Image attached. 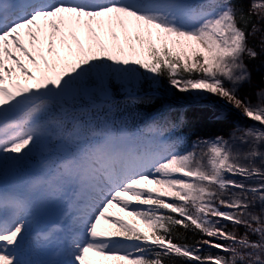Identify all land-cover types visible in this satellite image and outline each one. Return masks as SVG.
Listing matches in <instances>:
<instances>
[{"label": "snow or ice", "instance_id": "snow-or-ice-1", "mask_svg": "<svg viewBox=\"0 0 264 264\" xmlns=\"http://www.w3.org/2000/svg\"><path fill=\"white\" fill-rule=\"evenodd\" d=\"M241 3L0 0V170L53 138L74 146L45 161L44 175L21 181L25 192L0 191V264H36L23 259L31 193L62 196L68 185L83 205V230L71 235L69 260L43 264H264V131L233 134L242 144L251 139L247 150L217 136L181 152L163 140L164 126H150L154 138L144 143L140 131L70 118L63 108L90 82L107 98L109 77H166L176 90L216 96L264 127V92L256 106L237 95L249 78L244 56L258 55L248 38L261 31L264 0H249L247 11ZM188 231L200 239L178 243Z\"/></svg>", "mask_w": 264, "mask_h": 264}, {"label": "trees", "instance_id": "trees-1", "mask_svg": "<svg viewBox=\"0 0 264 264\" xmlns=\"http://www.w3.org/2000/svg\"><path fill=\"white\" fill-rule=\"evenodd\" d=\"M245 11L248 10L249 0H242L239 5ZM255 19V18H254ZM261 27V31L254 36H249L248 43L254 47L258 55L255 59L244 56L243 62L249 74V78L242 82L237 88V95L252 106L261 103L260 93L264 92V50H261V40L264 36V22L256 21ZM67 62H71L73 56L68 55ZM107 87L110 91V99L95 104L66 103L69 117H76L82 120H90L93 124L102 125L107 122L116 127L124 126L131 132L140 131L142 140L154 138V134L148 131L150 126H164L163 140L165 142L176 143L177 150L183 152L190 149L193 143L204 140H214L217 136L223 137L234 148H243L247 150L249 144H242L238 139L244 130L259 129L264 131V127L250 120L243 115L242 110L233 107L225 100L212 95L197 96L191 92H180L170 86L166 77H161L154 87L150 79L143 77L133 88V92H124L123 82L115 77L107 79ZM93 85L91 82L88 86ZM158 90H157V89ZM156 89L158 94L151 93ZM90 105V107H89ZM85 107L80 110L78 108ZM87 107L88 110H87ZM50 115H57L55 109ZM71 127L70 121L66 125ZM47 140L44 151H34L25 159L20 161L17 166L24 170H29L30 163L38 161L36 156L41 159L49 160L51 154H63L59 150L50 151L51 144L60 143L68 154L73 152V148L57 138ZM50 144V145H49ZM204 147V145H201ZM260 151L264 152V144L258 145ZM259 163V161H257ZM256 206V210L259 209ZM231 229V225H228ZM237 234L244 232L243 228L234 229ZM183 232V229H181ZM256 238V237H254ZM200 239V236L192 231L184 233V239L178 240V243L194 244ZM213 251L207 246H203V252ZM175 264H181V261H175ZM183 264H187L186 261Z\"/></svg>", "mask_w": 264, "mask_h": 264}, {"label": "rangeland", "instance_id": "rangeland-1", "mask_svg": "<svg viewBox=\"0 0 264 264\" xmlns=\"http://www.w3.org/2000/svg\"><path fill=\"white\" fill-rule=\"evenodd\" d=\"M81 38L83 37V32L79 34ZM118 38L122 39V34L118 32ZM101 39L105 40L106 42H109L112 40V37L108 33H102L100 34ZM45 55V54H44ZM45 56H48L49 59L52 57L47 54ZM73 59H75L74 55ZM68 55L64 57V60H68ZM143 79V76L139 78V80H134L130 82H123L124 84V92H131L134 88V86ZM107 79L105 81V86L107 88V98L98 90L95 89L94 85L87 86V91L80 92L74 97H69L64 105L63 108L66 109L67 106L66 103H80L85 101L86 104H95L100 103L102 101H105L107 99H110V91L107 87ZM152 85L155 87L156 84ZM157 89V88H156ZM153 89L151 93L158 94L157 90ZM132 93H135L132 91ZM89 105V107H90ZM87 107V110L88 108ZM80 110L86 109L85 107L78 108ZM56 114H60V109H55ZM10 118H14L10 117ZM148 141H151L150 138H146L145 140H142V142L147 143ZM53 140L51 139V143ZM46 141L42 148L38 149V151H44ZM50 145V144H49ZM54 145L51 144L50 151L53 152L55 150H59L63 152V154H68V150L65 149L63 146L60 145V143H57ZM67 146H70L74 150V146L71 144H67ZM72 153V152H71ZM57 156V154H51L49 156V161L54 159ZM37 159H39V155L36 156ZM47 161V160H46ZM45 161L40 160L37 162L30 163V169L28 170L29 173H26L22 168H20L17 165H8L4 167L2 170H0V181H2V184L0 185V191L5 192L6 194H14V193H23L25 192V188L22 185L21 181L28 177H35L38 175H44L45 169L43 167ZM4 186V187H2ZM5 188V190H4ZM73 185H68L64 194L62 196L58 195H48L44 196L39 191L31 193L33 197V210L31 213V216L29 218V225H28V232L26 235H30V238L34 237V240L32 244H25V252L26 254L30 253V260L33 262H36V264H43L45 261L49 260H56V261H67L70 259L68 256V248L70 245V238L71 235L75 232H82L83 228L82 225L79 224L75 229L72 230H66L65 225L62 223V215L66 211V206H69L72 208V212L70 213L71 218H75L77 216V209L79 207H82L83 205L77 201H75L72 192H73ZM109 212L113 215L118 216H124L125 219H129L127 216H125L124 213L120 211L119 208H110ZM103 227H108L103 221L101 222ZM47 226L45 228V235L44 231H39L38 227ZM38 226V227H37ZM41 232V233H40ZM57 235V236H56ZM60 235V236H59ZM49 236L50 239L45 240L44 237ZM59 240L62 241L61 243H58ZM24 252V253H25ZM91 255V254H90Z\"/></svg>", "mask_w": 264, "mask_h": 264}, {"label": "bare ground", "instance_id": "bare-ground-1", "mask_svg": "<svg viewBox=\"0 0 264 264\" xmlns=\"http://www.w3.org/2000/svg\"><path fill=\"white\" fill-rule=\"evenodd\" d=\"M27 37H25V40L27 41ZM71 39V38H70ZM57 47H59V45H57ZM29 50L31 51L32 49H31V47L29 46ZM44 54L45 55H47L48 53H47V51H45L44 52ZM25 63L27 64V61H25ZM29 67H32V65H28ZM2 187H4V186H2ZM0 188H1V186H0ZM4 190H5V188H4ZM73 190H74V186H73ZM72 212V208L71 207H69V206H66V211H65V213L62 215V217H61V219H62V223L65 225V227H66V230L68 229V230H72V229H75L78 225H79V223L76 221V219L75 218H71V216H70V213ZM27 236V239H26V243H28V244H32V242H33V240H34V237L33 238H30V235L28 236V235H26ZM57 236V235H56ZM60 236V235H59ZM62 241L63 240H59L58 241V243H61V245H62ZM25 243V244H26ZM23 259H26V260H29V261H32V260H30V253L28 254H26V252L24 253V256H23Z\"/></svg>", "mask_w": 264, "mask_h": 264}]
</instances>
